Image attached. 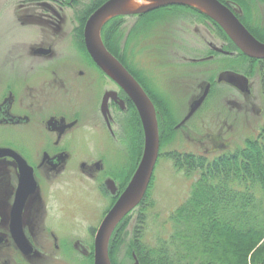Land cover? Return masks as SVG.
I'll return each instance as SVG.
<instances>
[{
  "label": "flooded vegetation",
  "instance_id": "1",
  "mask_svg": "<svg viewBox=\"0 0 264 264\" xmlns=\"http://www.w3.org/2000/svg\"><path fill=\"white\" fill-rule=\"evenodd\" d=\"M19 5L28 20L18 28L29 39L0 60V128L16 129L23 141L0 148L14 150L32 168L35 190L21 210L27 242L22 244L12 227L20 171L14 158L0 159V191L5 194L0 198V264H95L96 233L143 153L142 121L126 91L89 54L87 19L77 13L75 0H19ZM263 6L259 3L264 20ZM231 9L241 21L239 9ZM121 17L109 30L123 36L121 50L113 53L106 48L149 96L159 124L173 121L174 129H181L217 86L227 84L242 92L226 81L227 73L242 74L238 69L243 61L257 69L260 59L244 55L236 46L227 49L226 33L195 7L170 5ZM211 27L215 43L205 36L210 37ZM103 33L104 26L102 40ZM165 53L174 56L170 63L164 64ZM177 66L184 68L189 82L203 75L209 86L206 100L188 120L191 105L200 96H195L186 115L177 118L167 90L185 86L162 87L165 76L178 75ZM106 145L125 154L127 161L117 170Z\"/></svg>",
  "mask_w": 264,
  "mask_h": 264
},
{
  "label": "trees",
  "instance_id": "2",
  "mask_svg": "<svg viewBox=\"0 0 264 264\" xmlns=\"http://www.w3.org/2000/svg\"><path fill=\"white\" fill-rule=\"evenodd\" d=\"M103 1L75 0L80 8L77 13H86L82 18L88 19ZM219 1L231 8L237 6L241 21L264 42L261 25L264 20L259 9V3L264 4V0ZM123 18L114 17L104 25L103 41L113 53H117L115 49L123 36L112 35L109 30ZM224 36L236 49L228 36ZM257 69L262 78L264 103V60L258 61ZM169 139L162 137V144ZM161 157L171 160L186 178L194 179L190 194L169 215L166 237L149 244L146 233L147 212L152 206L151 183L145 198L134 210L132 228L127 229L133 213L113 233L112 264H119L118 251L122 246L129 264L135 262L134 254L140 264H264V123L259 134L247 140L243 148L213 158L178 150L160 151Z\"/></svg>",
  "mask_w": 264,
  "mask_h": 264
},
{
  "label": "rangeland",
  "instance_id": "3",
  "mask_svg": "<svg viewBox=\"0 0 264 264\" xmlns=\"http://www.w3.org/2000/svg\"><path fill=\"white\" fill-rule=\"evenodd\" d=\"M20 8L19 0H0V60L5 54L8 55L14 45L29 39V34L20 31L21 29L18 28L22 20L25 22L28 20V17L22 11L19 12ZM81 16H86V13L82 12ZM212 28L210 29V37L208 38L207 34L205 36L211 43H215V40L218 41V39L216 37L215 39L212 35L214 34ZM227 46V49L231 51L235 49L228 42ZM116 50H121V47L119 46V49L116 48ZM171 57L174 56L170 53L163 54L164 64L166 61L170 63ZM243 68L238 69V71L242 73L240 75L248 80V85L250 84V87L248 86L249 92H239L227 84H222L217 86L213 93L211 92L202 109L181 129L175 130V122L173 121L161 120L160 124L158 122L160 126V151L165 153L178 150L213 158L223 152L243 148L247 140L255 138L264 123L262 85L255 67L243 61ZM175 69L178 71V75L165 76L167 80L162 87L178 85L177 83L185 86V90L183 87L177 91L175 89L167 90V93L173 99L174 112L178 118L186 115L189 105L196 99L195 96H201L204 93L206 88L204 80L207 78L198 75L193 81L189 82L190 77L185 75L183 67L177 66ZM167 120H170V118H167ZM162 137L170 138L169 142L166 141L163 145ZM22 141L16 129L0 128V146H14V144L18 145ZM104 147L108 151L113 168L117 170L120 164H123L124 161L126 163L125 154H122V156L115 146L109 148V145H106ZM141 159L142 156L140 161ZM193 182L194 179H188L183 173L178 172L171 160L164 157L158 159L151 180L152 189L149 191L152 206L147 212V243L154 244L158 238L166 237L169 232V215L188 198ZM0 192V198H5V194L2 191ZM104 206L107 207L108 204ZM134 210L130 213H133V218L127 229L132 228L134 224ZM127 261L125 247L122 246L118 251L117 262L120 264ZM127 263L129 264V261Z\"/></svg>",
  "mask_w": 264,
  "mask_h": 264
},
{
  "label": "water",
  "instance_id": "4",
  "mask_svg": "<svg viewBox=\"0 0 264 264\" xmlns=\"http://www.w3.org/2000/svg\"><path fill=\"white\" fill-rule=\"evenodd\" d=\"M129 1L108 0L89 16L85 27V44L89 54L95 63L122 87L132 99L139 112L145 135L142 159L135 173L103 219L96 233L95 264H112L109 251L111 237L121 221L136 209L145 198L160 155V132L155 106L137 80L106 48L101 37V30L107 21L117 16L143 14L164 6H192L218 24L244 55L253 59H264V43L259 41L244 26L229 5L219 0H152L153 2L149 5L126 9V4ZM225 78L228 83L242 89V91L249 92L246 77L227 73ZM208 92L209 86L200 98L192 103L191 111L186 120L201 107L208 96ZM4 157L14 158L20 171V184L13 209L12 227L16 230L14 236L23 244L27 242L22 232L21 210L28 196L35 190L33 171L26 161L10 148H0V159ZM111 189L115 191L114 186ZM134 259V264H140L135 254Z\"/></svg>",
  "mask_w": 264,
  "mask_h": 264
},
{
  "label": "bare ground",
  "instance_id": "5",
  "mask_svg": "<svg viewBox=\"0 0 264 264\" xmlns=\"http://www.w3.org/2000/svg\"><path fill=\"white\" fill-rule=\"evenodd\" d=\"M152 2H153L152 0H130L126 4V9H135V8H138V7L149 5Z\"/></svg>",
  "mask_w": 264,
  "mask_h": 264
}]
</instances>
